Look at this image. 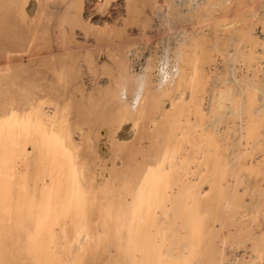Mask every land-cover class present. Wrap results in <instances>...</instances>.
<instances>
[{
	"label": "bare ground",
	"instance_id": "6f19581e",
	"mask_svg": "<svg viewBox=\"0 0 264 264\" xmlns=\"http://www.w3.org/2000/svg\"><path fill=\"white\" fill-rule=\"evenodd\" d=\"M122 1L37 0L30 19V0H0V264H85L93 239L92 249L107 250L111 264H264V224L250 227L264 219V43L258 50L240 10L214 15L234 0ZM162 8L172 39L146 76L128 58L135 48L129 27H156ZM74 33L84 45L71 46ZM81 49L76 75L90 71L94 50L116 62L105 70L108 80L88 85L100 90L91 102L113 105L119 123L110 127L112 169L99 175L87 163L90 133L78 128L74 140L69 106L41 95L49 72L67 85L59 56ZM127 122L134 139L118 143L116 129ZM259 153L261 177L242 206L237 162ZM67 241L78 253L64 248Z\"/></svg>",
	"mask_w": 264,
	"mask_h": 264
},
{
	"label": "rangeland",
	"instance_id": "374dc122",
	"mask_svg": "<svg viewBox=\"0 0 264 264\" xmlns=\"http://www.w3.org/2000/svg\"><path fill=\"white\" fill-rule=\"evenodd\" d=\"M118 2L119 1H116L115 4ZM249 3H251V4H249ZM28 5L26 7L27 13H29L28 17L30 19H32L33 17H35V14L37 12V0H30ZM141 5H143V4H141ZM238 10H240V12H241L240 14H243L244 16L249 17L248 21L251 23L250 25H252V27L255 28L253 30L254 38L259 43L260 42L262 43V45L260 43L261 46L258 47V50H259L260 47L262 48L263 43H264V35H263L264 34V0H255V1L254 0H234L232 2V5L230 6V8H228L227 10H222V9L218 10V12L215 13L214 15L216 17H219V16L223 15V13L225 11L235 12ZM167 11L168 10L166 8H162L161 11H159L158 13L155 14L154 23L151 22V24L152 25L156 24V27H154V25L153 26L151 25L153 27L152 29H151V27H149L147 29L140 23H136V24L131 25L130 26L131 28L129 27V29H131L132 31L134 30L133 31L134 34L130 37V39L135 41V43L139 42V44L141 45V47H140L137 43L136 44L134 43L133 46H135V48L132 47L131 52L128 55V58L134 64V69L137 73H144V74H146V76H148L149 74L144 72V69L149 65L150 61L153 59H156V58L161 59L164 57L165 46L172 39V36L170 35L171 33L168 32V30H167V24L165 23L166 20L164 18ZM31 13H33V14L30 15ZM160 13H161V15H159ZM162 13H165V14H162ZM240 14L238 13V15H240ZM251 15H253V16H251ZM83 17H84L83 18L84 21H86L85 16H83ZM161 18H162V20H161ZM85 23H87V22H85ZM208 24H210V23L203 24V25H205L203 31L205 30L206 34H208L209 30H210L209 29L210 25H208ZM207 25H208V27H206ZM201 27H203V26H201ZM156 29H159V32ZM154 31H155V33H153ZM157 32H158V34H157ZM164 32H167L168 34H166ZM152 34H155V36H153ZM145 35H147L148 37L144 38ZM69 37H70L71 46L77 48V47L84 45L82 43V40L77 38L78 36L75 35V33L73 35H70ZM91 37H93V36H91ZM152 37L154 38V40ZM149 39H152V40H149ZM90 40H92V39H90ZM141 40H142V42H141ZM146 41L148 44L146 43ZM44 43L47 44L46 45L47 47H43L42 51L46 52L47 48L49 46V43H48V41H46ZM21 44L23 46H28V42H25V41L21 42ZM60 44H61V42L59 41V46H60ZM86 45H88V44H86ZM263 49H264V47L262 49H260L261 51L259 50V52H262ZM99 54H100V52H98L97 50L92 51V54L90 56V62L92 63L91 68H89L90 71H88L84 68V72H83V70H80L79 73L77 72V75L75 73V69H76L75 66H77L81 62L82 59H85V51L83 49H81L78 51L76 50L75 52H73L70 55H66V54L60 55L59 56L60 59L62 61H64L63 62L64 67L63 68H64L65 73L67 75L66 79H67L68 83H67V85H63V84L60 85L58 78L55 74H52L51 72H49L47 75L44 73L45 75L43 77H44V84H45L46 88H45V92L43 94H41L42 96H45L46 100H51V101L53 100V101L59 102L62 105H64V107L69 106L68 107V112H69L68 113V116H69L68 117L69 118L68 125L70 128V131L72 130L71 132H72L73 138L76 136L74 138V140L78 141L77 139L80 137V131L78 128H82L84 133H87V132L90 133V135L92 137L91 142H89L85 146L87 149V153H88L87 163L90 166V168L97 175H99L104 170H106L108 173L112 169V166H113V163H112L113 141H112V135L110 132V127L113 125L117 126L119 124V123L113 122V118H114V114H115V107L113 105L110 104V105H106L103 107V103H100V104L94 103L93 104L91 102V100H94V98H96V99L99 98V92L98 91H100V90L98 88H96L95 90H91L89 88V90H88V85L90 86L92 84L93 85L98 84V83L100 84L101 82H103V80H108L109 77L105 74V70L106 69L113 70L115 68L114 66H116V62L113 60L112 57L107 58L104 56V54H100V56H99ZM25 56H26V54H25ZM260 57L263 58V56H260ZM75 60H76V62L74 63ZM46 61H49V60H46ZM261 62L264 63V59H262ZM28 64H29V62L25 61L23 65L25 67H27ZM19 67H20V65H17V66H15L14 69H17ZM260 67L264 68V64ZM30 71H33V69H31ZM239 71H240L239 73L242 72V74L246 73V70L244 69V67L242 70H239ZM157 74H158L157 70H154L152 72V80L154 81V83H157ZM262 75H263V73H261V77H262ZM73 79H75V81H73ZM82 79H84V80H82ZM84 81H86V83H84L86 86L83 85ZM91 96H93V97L91 98ZM69 101L71 102V104ZM100 102H102V101H100ZM165 107H166V109L171 108L170 103L166 102ZM24 111L27 112L28 109L26 108ZM205 111L207 113V110H205ZM116 130H117V132L115 134V139H116V141H118V143L129 144L133 141L132 139H134V137H133L134 134H133V130H132V126H131L130 122L120 124V128L119 129L117 128ZM123 142H126V143H123ZM88 145H90L91 147L89 148ZM27 149H28L29 153H31L33 151V149L31 148V145L29 147H27ZM223 149H225V148H223ZM262 155H263L262 153L255 154V155L251 156L250 158L249 157L243 158L241 160V162H240V160H239V162H237V165H238L237 169L238 170L236 173L240 176L241 179H238V183H236V185H237L236 186V194L239 196V198H241L243 200L241 202L242 206L250 204L251 194H249V193L251 190H255L257 188L256 183L260 179L261 176L257 175L256 172H258V170H259L258 161H260L263 158ZM118 162L119 161H117V163ZM27 163L28 164H26V163L23 164L25 166L24 171L29 172L28 167L29 168L31 167V166H29V165H31V163L30 164H29V162H27ZM224 163L225 162L222 161V164H224ZM118 165L120 166V163ZM251 170H253V171L251 172ZM230 178H231V176H227V178H226V179H228L227 180L228 185L233 184V182H234L233 179L230 180ZM253 180H254V182L252 184ZM230 181H231V183H230ZM206 192H208L207 187L205 188L204 193H206ZM247 217H248L247 215L245 217H243L244 219L242 220V222L244 224L250 223V221L247 220ZM260 220H261V222L259 223ZM260 220L255 221L252 225H250V227L252 229H255V230L259 229V227L262 226L261 224H264V223H262V222H264V219H260ZM20 223L23 226H25L26 221L22 219V220H20ZM218 226L219 225L217 224L216 228ZM257 226H258V228H256ZM253 227H255V228H253ZM97 228L98 227L96 225V222H94V224L91 227V230H92L91 233L95 236L100 235V231L98 230L99 228L98 229ZM218 228H220V227H218ZM58 229L59 228H56V231ZM57 232H60V231H57ZM26 233L28 235H30V238L31 237H34V238L38 237V234L35 232H32L31 228L26 230ZM79 238L80 237H77V239L74 238L73 242L74 243L77 241L80 242L81 240H82L81 242H83L84 238L83 237H82L83 239L82 238L79 239ZM70 239H71V237H70ZM71 240H70V242H71ZM95 240L96 239H93V241L91 240L90 242H88L89 244H86L87 248H90L93 251L88 253L87 256L85 257V264H111L110 263L111 257H109L107 250L101 251V249H98V251H97L95 249H92V248H95V246H96ZM67 242H62L63 243L62 245L64 246V248H65L66 244H69V246H70L73 243L72 242L70 244L69 242L68 243ZM78 244L76 243V245H78ZM67 246H66V248H67ZM74 246L75 245L72 244L70 246V248L72 249V248H74ZM78 247H79V245H78ZM78 247H76V248H78ZM76 250H77L76 252L78 253V251L80 250V247H79V249H76ZM69 251L70 250H68V252L67 251L66 252L69 253ZM74 251L75 250H73L71 253L73 254ZM77 253H75V256L77 255ZM236 253L238 254L239 250H238V252L236 251L234 254H236ZM240 253H242V252H240ZM229 254H233V252L229 253ZM66 256H68V255L66 254ZM69 256L67 258H69ZM75 256H73V257L70 256V258L68 260L74 258Z\"/></svg>",
	"mask_w": 264,
	"mask_h": 264
}]
</instances>
